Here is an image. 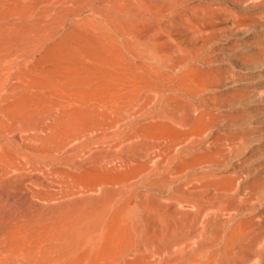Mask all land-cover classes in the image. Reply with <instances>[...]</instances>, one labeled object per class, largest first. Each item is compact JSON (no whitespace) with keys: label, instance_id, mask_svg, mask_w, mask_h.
<instances>
[{"label":"rangeland","instance_id":"374dc122","mask_svg":"<svg viewBox=\"0 0 264 264\" xmlns=\"http://www.w3.org/2000/svg\"><path fill=\"white\" fill-rule=\"evenodd\" d=\"M45 1L0 0V264H93L90 249L75 250L66 236L62 147L131 105L197 108L193 130L212 129L234 151L229 163L238 164L254 208L240 226L257 231L264 223V0H239V26L200 60L159 73L143 71L127 42H108L78 21L55 22L51 32ZM145 133L182 135L167 126ZM98 173L83 168L77 180L90 183Z\"/></svg>","mask_w":264,"mask_h":264},{"label":"bare ground","instance_id":"6f19581e","mask_svg":"<svg viewBox=\"0 0 264 264\" xmlns=\"http://www.w3.org/2000/svg\"><path fill=\"white\" fill-rule=\"evenodd\" d=\"M45 2L51 32L55 22L78 21L108 42L125 41L146 73L180 71L240 25L239 0ZM196 110L131 105L64 142L66 236L75 250L90 249L93 264H264V223L252 233L240 226L254 208L229 163L234 151L212 129L193 130ZM163 126L182 135L145 133ZM83 168L100 175L79 182Z\"/></svg>","mask_w":264,"mask_h":264}]
</instances>
